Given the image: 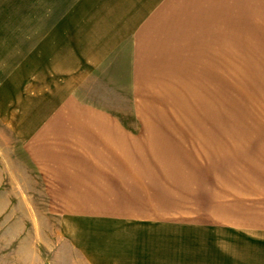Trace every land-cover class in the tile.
Instances as JSON below:
<instances>
[{"label": "rangeland", "instance_id": "374dc122", "mask_svg": "<svg viewBox=\"0 0 264 264\" xmlns=\"http://www.w3.org/2000/svg\"><path fill=\"white\" fill-rule=\"evenodd\" d=\"M257 2L0 0V264H264ZM160 15L174 21L169 32L182 26L177 35L163 39ZM140 36L152 46H135ZM101 44L113 53L83 83L84 96L134 128L143 123L147 189L117 196L108 211L76 210L36 170L23 107L67 62L65 48ZM87 198L95 206L104 196Z\"/></svg>", "mask_w": 264, "mask_h": 264}, {"label": "crops", "instance_id": "0c3cea01", "mask_svg": "<svg viewBox=\"0 0 264 264\" xmlns=\"http://www.w3.org/2000/svg\"><path fill=\"white\" fill-rule=\"evenodd\" d=\"M256 1L260 4V0ZM223 18L228 23V19ZM253 18L259 21L260 16ZM254 19L248 24L257 25ZM171 21L162 20L161 15L155 21L163 39L170 33L177 35V28L182 27L174 26L169 32L168 28L174 24ZM136 22L133 21L132 25ZM239 27H244V21ZM139 35L136 32L135 37ZM148 42L152 39L142 41L140 36L135 46H152ZM110 47L101 44L65 48L63 61L67 62L52 73L53 80L38 87V92L29 97V103L23 107L27 110L23 113L31 115L23 120L29 123L28 130L22 129L26 132L23 133L24 145L36 170L41 172L42 178L50 180L47 184L53 189L51 193L70 196L69 208L76 210L108 211L117 208L118 201H123L116 199L117 196L134 194V189L142 186L147 189V184L142 182L144 175L140 163L143 160L137 151L138 147L148 146L149 136L143 123L134 128L132 123L123 120L120 113L84 96L83 83L113 53ZM133 57L137 59V56ZM132 58L131 71L138 65L135 59L132 63ZM136 72L133 79L131 73V82H137ZM134 110L136 115L140 114L139 107ZM92 195L104 198L95 200L99 204L89 206L92 201L87 196Z\"/></svg>", "mask_w": 264, "mask_h": 264}]
</instances>
